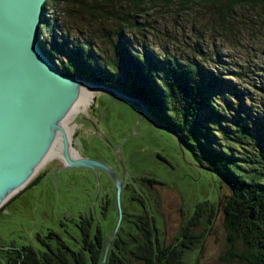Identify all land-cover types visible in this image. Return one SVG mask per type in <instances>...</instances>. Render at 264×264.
<instances>
[{
    "label": "rangeland",
    "instance_id": "rangeland-1",
    "mask_svg": "<svg viewBox=\"0 0 264 264\" xmlns=\"http://www.w3.org/2000/svg\"><path fill=\"white\" fill-rule=\"evenodd\" d=\"M78 1L65 0L62 4L48 7L50 27L55 29L45 30L47 44L53 38L56 37L58 40L63 36L70 42L76 40L81 43L89 42L96 64L102 66L103 61H110L113 58L112 48L115 40L111 32L115 33L121 29L136 51L147 48L157 58H174L180 62L195 60L208 70L220 74L223 78L220 82L225 88L217 89L216 102L217 108L225 115L241 112L249 118L264 121V13L261 10H252L249 7L236 8L231 12L230 18L225 19L220 14L225 13V10L218 5L202 2L188 6L179 5L177 2L171 6L149 2L135 8L132 0H83L84 5L92 4L91 7L95 8L91 12L81 8ZM92 88L101 90L96 92L89 105L81 106L77 114L74 113L68 118L70 126L74 127L73 136L70 138H75L78 132L89 138L87 133L93 132L89 126L91 128L95 126L96 129L98 127L100 132L109 138H128L126 145L129 144L132 148L137 145L138 151L132 157L134 167L122 162L125 171L128 168L133 171L152 170L145 155H155L159 161V171L163 172L161 178L157 179L172 187L166 189L167 193L163 194L162 199L161 197L156 199L157 204L163 207V210L157 211L165 215L158 216V219L166 222L172 239L182 224L177 210L184 204V230L187 228L186 230L192 234L190 247H194L193 251H186L185 264H239L227 253L229 244L222 205L230 195L228 186L206 172L203 166L195 163L189 150L172 135L171 131L157 126V123V125L151 123L148 113L145 115L137 103L102 88ZM217 136L223 148L233 150L235 153L240 149V144L236 145L222 138L219 133ZM242 146L250 148L245 144ZM240 150L239 152L243 153ZM68 156L73 163L80 159L76 154L73 157L68 153ZM95 157L102 158L100 152H96ZM63 165L75 169L85 167L69 165L62 155L61 148L60 157L58 148H54L53 155L43 160L22 190L33 179L49 174L40 188L39 202L41 205L53 206L52 170ZM257 167L261 170L262 166ZM243 169L250 171V174L257 172L252 171L250 165H243ZM135 185L130 181V189H134ZM21 191L17 194L15 192L7 204H2L3 210H0V264H6L7 258L10 264H16L18 248L27 244L34 245L35 232L44 234L47 229H57L56 217L50 219L42 215L41 218L33 220L27 217L20 197ZM109 193L108 198H113L111 192ZM13 198L16 199L14 202ZM125 212L131 214L130 220L133 219V214H142V211L135 213L134 203L131 202H128ZM191 218L196 220L194 226L190 224L193 221ZM116 220L115 210L110 207L106 220L101 221L107 231L110 229L107 238L111 237ZM122 226L121 221L119 226L121 240L132 246L130 237L135 231L127 223L123 226L122 232ZM119 255L124 258L125 264H143L131 254ZM109 258L108 255L106 264ZM83 263L91 264L89 258H84ZM97 264H101V261Z\"/></svg>",
    "mask_w": 264,
    "mask_h": 264
},
{
    "label": "trees",
    "instance_id": "trees-1",
    "mask_svg": "<svg viewBox=\"0 0 264 264\" xmlns=\"http://www.w3.org/2000/svg\"><path fill=\"white\" fill-rule=\"evenodd\" d=\"M64 1L47 0L44 4L43 19L38 32L44 53L56 63L62 75L106 87L140 101L155 123L170 130L184 144L195 163L228 186L230 195L222 205V212L230 258L239 264H264V121L249 118L241 112L225 115L217 108L216 102V91L225 88L220 82L223 79L220 74L208 70L195 60L180 62L174 58H157L147 48L136 51L121 29L111 32L115 40L113 58L103 61L102 66L96 64L89 42H70L63 36L58 40L55 37L47 44L45 30L55 29L50 27L48 7ZM132 2L135 8L149 2H158L163 6H171L174 2L182 6L202 2L218 5L225 10V13H220L225 19L230 18L231 12L241 7L261 10L264 13V0ZM78 4L91 12L95 9L91 7L92 4L84 5L83 0H79ZM237 97L241 99L240 96ZM217 133L236 145L240 144L239 150L243 153L223 148ZM242 144L250 148L243 147ZM257 164L262 166L261 170ZM243 165H250L252 171L257 172L250 174V171L242 170ZM41 178H35L29 184L36 183ZM1 209L3 210V206ZM191 220L193 221L190 224L194 226L196 220ZM186 229L181 245H174L170 251L161 247L158 240L154 244L151 236H148L141 251L133 253L134 257L143 264H185L186 251L194 250V247H190L192 234ZM147 232L153 234L149 227ZM102 254L100 250L87 254L74 253L73 261L68 256L61 255L56 264H84V258H89L91 264H97L101 261ZM49 256L46 255V261ZM109 257L108 264H125L124 258L115 252H111Z\"/></svg>",
    "mask_w": 264,
    "mask_h": 264
},
{
    "label": "flooded vegetation",
    "instance_id": "flooded-vegetation-1",
    "mask_svg": "<svg viewBox=\"0 0 264 264\" xmlns=\"http://www.w3.org/2000/svg\"><path fill=\"white\" fill-rule=\"evenodd\" d=\"M99 112L101 114V111ZM97 120L101 121V119ZM89 128L93 129V132L87 133L89 138L79 132L75 138H72L68 153H71L73 157L76 154L83 160L100 163L101 167L96 165L78 169L64 165L63 167H54L52 170L53 206H48L50 204L41 205L39 202L40 188L49 175L47 173L43 174L39 182L28 184L21 191L20 197L27 217L32 220L34 218L39 219L42 215L50 219L56 217L57 229H47L44 234L39 231L35 232L33 236L34 245L27 244L18 248L16 264H56L61 255L68 256L73 261L72 254L74 253L87 254L90 251L98 250L103 252L110 229L108 228L107 231L106 226H103L101 221L106 220L110 207L115 210L117 219L113 183V178L116 177L123 182L122 224L123 226H126L127 223L130 224V228L132 227L135 232L130 237V245L132 246H129L128 242L125 243L121 240L119 230L116 239H113L114 242L111 244L112 247L108 255L115 252L117 254L128 253L134 256L135 253L139 252V249L144 247L148 236H151L154 244L158 240L159 245L168 248V251L174 245H181L184 238V204L177 210L178 218L181 219L182 224L179 223L180 226L173 239L169 235L166 222L158 219V216L165 217V215L159 214L157 211L158 209L163 210V207L157 204L156 199L160 197L162 199L163 194L167 193L166 189L169 190L172 187L157 179L161 178L163 172L159 171V161L155 155H145L152 170L135 169L133 171L128 168L125 171L122 162L134 167L132 157L138 151V146L132 148L129 147V144L126 145L128 138H109L104 136L98 127L96 129L95 126L92 128L89 126ZM140 151L142 152V149ZM96 152H100L101 159L95 157ZM104 156L106 158H103ZM130 181L136 184L134 189H130ZM109 192L113 198H108ZM45 197L48 196L45 195ZM15 200L13 198L12 202ZM128 202L134 203L135 213L142 211V214H133V219L130 220L131 214L125 212ZM123 226L122 232H124ZM148 227L151 228L153 234H148ZM116 240L118 241L116 242ZM7 252L9 253V251ZM46 255H50L47 261L45 260ZM6 264H10L8 258Z\"/></svg>",
    "mask_w": 264,
    "mask_h": 264
},
{
    "label": "water",
    "instance_id": "water-1",
    "mask_svg": "<svg viewBox=\"0 0 264 264\" xmlns=\"http://www.w3.org/2000/svg\"><path fill=\"white\" fill-rule=\"evenodd\" d=\"M46 1L0 0V207L8 195L24 187L50 152L60 121L79 96L78 85L99 87L62 75L44 53L38 24ZM99 88L137 103L146 115L140 101ZM62 136L60 148L69 165L102 166L81 158L73 163L68 156L70 142ZM113 183L117 220L101 264H106L122 221L121 182L113 178Z\"/></svg>",
    "mask_w": 264,
    "mask_h": 264
},
{
    "label": "bare ground",
    "instance_id": "bare-ground-1",
    "mask_svg": "<svg viewBox=\"0 0 264 264\" xmlns=\"http://www.w3.org/2000/svg\"><path fill=\"white\" fill-rule=\"evenodd\" d=\"M40 24H38V25L40 26ZM78 86L80 87L79 96L75 100L74 104L72 105V107L68 111V113H66V115L62 119V121H60V124H61V127L59 129L60 132H59V130H57V132H56V135H55V139H54V143L52 145V148H51L50 152L48 153V155L46 156V158H48V159L53 155L54 148H56V149L58 148V154H59V157H60V144H61V138L63 137L62 135H64L69 140L70 143L72 142V138H70V137L73 136L74 127L70 126V123L71 122L68 119L70 117V115H72L74 113L77 114L78 111L80 110L81 106H87V105H89L91 103V101L93 100V98H95L94 96H95L96 92L99 91V90H101V89H98V88H92V87L87 86V85H82V86L81 85H78ZM82 90H83V93H82ZM116 178L119 179L118 177H116ZM21 190H22V188L18 189L17 191L12 192L10 195H8L3 200L2 203H4V204L7 203V201L11 197H13V195H14L15 192H16L15 194H17ZM121 196H122V193H121Z\"/></svg>",
    "mask_w": 264,
    "mask_h": 264
}]
</instances>
